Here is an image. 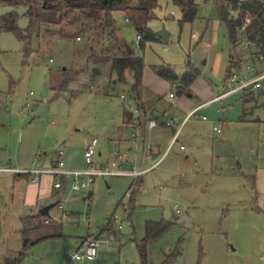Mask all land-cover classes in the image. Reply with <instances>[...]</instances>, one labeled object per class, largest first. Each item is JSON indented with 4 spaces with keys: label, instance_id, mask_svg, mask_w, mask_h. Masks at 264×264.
<instances>
[{
    "label": "rangeland",
    "instance_id": "374dc122",
    "mask_svg": "<svg viewBox=\"0 0 264 264\" xmlns=\"http://www.w3.org/2000/svg\"><path fill=\"white\" fill-rule=\"evenodd\" d=\"M31 1L35 5L41 0ZM219 1L197 0L196 18L181 23L180 8L171 0H158L148 27L153 33L166 29L168 41L137 39L140 32L123 13H115L123 45L143 57L152 81L165 80L153 72L154 65L171 66L182 74L190 63L199 71L189 87L192 97L180 94L179 83L168 80V90L158 87L165 90L158 93L159 99L145 88L150 104L159 106V111L168 109V115L159 117L172 118L175 112L166 104H176L180 96L194 103L205 101L200 81L211 85L205 86V95L222 93L230 57L244 56L235 42L227 44L228 28L220 18ZM27 8L0 4V16L16 9L19 26L26 28ZM98 25L94 24L90 36L39 47L27 61L25 43L13 32L0 30L1 167L47 166L48 159L62 150L67 167L88 169L84 152L94 139V167L112 162L118 151L127 154L122 160L125 168L133 157L142 159V144L136 149L135 139L124 143L117 139L124 114L134 111L137 103L130 79L121 80L111 64H97L89 57V45L99 53L107 39L100 33L102 27L94 29ZM33 46L37 48L36 43ZM171 91L175 97H170ZM259 92L254 90L255 98L248 95L249 103L244 102V92L207 103L198 111L200 117L187 121L170 153L148 172L98 177L80 192L67 185L60 205L70 216L60 218L58 204L50 211V225L56 232L42 222L31 235L25 228L27 234L22 236L17 227L31 222L22 219L26 211L18 192L11 196L12 175L18 171L1 168L0 264L19 256L15 238L22 247L25 239L34 241L48 232L57 235L37 241L19 264H264V95ZM171 108L180 113L175 105ZM214 123L222 132L213 129ZM151 221L172 224L147 242L143 258L139 246ZM89 234L108 240L102 242L94 260L71 262L70 255Z\"/></svg>",
    "mask_w": 264,
    "mask_h": 264
},
{
    "label": "trees",
    "instance_id": "16d2710c",
    "mask_svg": "<svg viewBox=\"0 0 264 264\" xmlns=\"http://www.w3.org/2000/svg\"><path fill=\"white\" fill-rule=\"evenodd\" d=\"M171 1L182 12L181 23L191 22L196 18L198 14L197 0ZM230 1L236 0H220L217 3L220 4V18L227 25L231 43L235 42L240 47V42L246 35L264 53V2L262 0L243 1L240 5H236L239 9V15L234 18L230 15L227 5ZM31 2V0H0V4L4 5L28 6L25 15L29 18V24L26 28L19 26V14L16 9H12L0 16V30L13 32L20 41L25 43L23 56L25 61L34 52L41 50L44 45L45 47L48 44L51 46L55 40L72 37L81 38L85 34L90 36L92 27L98 22L99 25L94 27V29L102 27L100 33L104 34L107 39L100 45L102 48L101 53L95 52L94 47L89 45L88 50L91 52L89 56L91 61L94 60L97 64L109 63L112 70L117 71L118 75L121 76V80L125 81L126 78L127 81L130 79L135 98L140 105L139 97L145 68L144 59L142 56L135 55L134 50L128 44L123 45V40L125 39L121 35L122 29L115 17V13H123L131 20L132 26L140 32L141 40L144 38L161 39L157 33L151 32L148 27V22L159 5L158 0H41L39 1L40 4L35 5ZM248 16L253 18V22L244 33L240 34L239 29L243 26ZM46 38H48L49 42L44 43ZM33 43H36L37 48H34ZM141 46H144L143 42H141ZM242 56L230 57L229 72L234 66L241 68L247 58V56ZM152 70L157 76L165 80L173 83L178 82V92L180 94L190 92V85L199 75L198 69L193 68L190 63L182 74L167 65H154ZM259 93L264 95V91ZM249 94L253 95L254 91L252 90L248 94L244 93L243 99L245 103L250 99L248 97ZM171 224L172 222L167 221H151L147 223L146 236L139 246L143 258H145L147 242L160 236ZM34 244L35 242L25 240L19 256L14 261H8L7 264H19ZM163 264H168V262L165 261Z\"/></svg>",
    "mask_w": 264,
    "mask_h": 264
},
{
    "label": "crops",
    "instance_id": "0c3cea01",
    "mask_svg": "<svg viewBox=\"0 0 264 264\" xmlns=\"http://www.w3.org/2000/svg\"><path fill=\"white\" fill-rule=\"evenodd\" d=\"M204 61L206 62L207 60H204ZM217 64L218 63L215 61L214 65L217 66ZM147 76L149 77V79ZM147 81H149L151 84H149ZM130 83L132 84L131 80H130ZM107 84H109V83H107ZM200 84L202 87V90H201L202 95H204L206 97L205 101L194 103L191 101V99H187L186 97L180 96V98L176 102V104L171 103V102L166 104V105H169L168 108L170 110H172V112H175V114H173L172 118H169V119H165L166 117L161 118L158 115H160V116L168 115V109L166 107H164V108H161V111H159L157 108L159 106L156 107L153 105V103L150 104L149 103L150 99H146L144 97V95H145L144 90L148 86L149 89L151 88V91H154L156 93V95L158 96L157 99H159V97H161L159 95L164 93L165 90L169 89V83H167V81H165V80H162V81L154 80V81H152L149 73L146 72V68H145L144 73H143L142 88L140 90V97H139L140 105L138 104L137 99H136L137 103L135 102V109H138L139 111L136 113L135 109H134V111L128 110L127 113L124 114V116L122 118V123L120 126H118L119 128L117 130V134H118L117 139L119 142L124 143L126 141H129L130 138H133L136 141V146H135L136 149H138L140 147V145L142 144V152H143L142 159L140 160L137 156L133 157V161H132L130 167L125 168V164L123 163L122 160L124 157H127V154L125 152L123 154H120V151H118V153L116 154V158L112 162H108L106 164H101L98 167L107 166V167H109L110 170L117 172L116 175H131V176L138 175L139 176L140 174L148 172V171L152 170L154 167H156L157 165H159V163L170 153V151L174 147L175 144L173 145V143H174L173 141H174L175 136H177V140L179 141L180 134L183 131L184 126L187 124V121L191 119L190 118L186 121V116L188 115V113L190 111H192L193 109L199 107V106H202L200 108V110H201L202 108H204L205 105H207V103L215 100V97L217 95L221 94V93H219V94H216L215 96L213 95L214 97L213 96L211 97L209 93H208V95H205L206 94L204 92L205 86L207 85L211 88V85L202 83L201 81H200ZM160 85H162V87H167V88L165 90H158V87ZM223 91H224V88H223ZM159 92H161V93L158 94ZM171 93H173V92L172 91L170 92V97L176 96L175 94H174V96H171ZM244 93L246 94V92H244ZM122 95H124V94H122ZM187 95H188V97L193 96L192 94H188V93H187ZM122 98L124 99V97H122ZM254 98H255V96H254ZM251 100L249 99L248 103ZM132 104H133V102H130L129 106H132ZM174 105H175V109L178 110L181 114H183L181 118H179L180 113H176L177 111H174L173 108H171V106H174ZM184 120H185V123L183 124ZM151 121H155L154 126H152L150 124ZM168 121L175 122L176 127L167 125ZM0 123H2V122H0ZM2 124H4V123H2ZM181 124H183V125L180 128ZM215 124H217V123H214V126H215ZM214 126H213V129H214ZM179 128H180V131H179ZM162 145H163V147H162ZM164 148H165V150H164ZM162 149L164 150L163 152H162ZM129 150H132V148L129 147ZM55 156H56V152L54 153L53 159L52 158L48 159V160H50V162H48L47 164L50 163V165H47V166L37 165L36 167H32V168H23L21 166L19 168L17 166H11V167L6 168V167L0 166V169L4 168V169H11L14 171H18L14 175H12L13 176V182H14V184H13L14 193L11 194V196L14 198V194H16V196H17V192H18L19 197L21 199V203L25 207V211H26V213L22 217V219H23V221H30L31 222L30 225L24 224L21 228L17 227V229H19L20 232H22L23 237L27 234V232L25 231V228H27V230L29 231L28 235H31L32 233L35 232V230L40 229V227H42L41 226L42 222L49 223V225H47L49 231L53 230L52 232H56L57 230H54V227L50 225V223L52 222L51 221L52 218L50 217V211L53 207H56L57 204L60 205L61 195L63 194L62 192H64V189L66 188L67 185H69L71 190L74 191L71 187L72 177H69V176L65 177L63 179L64 182H63L62 187L56 188L55 187V183L57 181L56 176H54L52 174H47V173L36 174L35 172L24 171L25 169L51 167L54 165ZM158 156H159V158H156ZM35 157L39 158L38 155H36V154H35ZM154 159L155 160L157 159V160L155 161ZM38 160H40V158ZM126 160L129 161L128 158H126ZM65 166H66V164H65ZM66 168L70 169V170L77 169V168H72V167H67V166H66ZM132 185H133V183L131 184V186ZM131 186H130V188H131ZM45 207H50L48 209V214H42L41 213V210L44 209ZM58 208H60V210H61L60 218H66L67 219L70 216V214H68L67 212H65L63 210L62 204ZM177 212H179V211L177 210ZM48 217H49V219H48ZM102 228H104V226ZM52 232L51 233L48 232L49 234L46 233V234H43L42 236H38V238L36 240H34V241L30 240V241L36 243L40 239H45V238H48L49 236L51 237L53 235H57V233L52 234ZM89 235H92V234H89ZM87 237H85L82 240L78 250L81 247H83L84 241L86 240ZM25 240H27V239H25ZM25 240H24V242H25ZM14 242H16L15 245L17 246V248L20 249V250L19 249L18 250L21 252V250L23 249L24 243L22 244V247H20L21 240L19 241L18 238H15ZM18 250L16 249V251H18ZM84 261H87V260H84Z\"/></svg>",
    "mask_w": 264,
    "mask_h": 264
},
{
    "label": "built area",
    "instance_id": "2783aa9c",
    "mask_svg": "<svg viewBox=\"0 0 264 264\" xmlns=\"http://www.w3.org/2000/svg\"><path fill=\"white\" fill-rule=\"evenodd\" d=\"M245 0H236L230 1L227 3L230 15L234 18H237L239 15V9L236 5H240ZM264 2V0H262ZM128 24H131V20L126 17ZM253 18L248 16L245 20L243 26L239 29L240 34L244 33L248 26L252 24ZM137 39H141V34H137ZM241 50L244 51V56H247L243 64V68L233 67L229 72L228 76L224 79L223 88L224 91L217 95L215 99H221L227 95L236 93V92H250L258 89L264 91V53L262 49L252 40H250L246 35L245 38L241 40ZM171 96H174V93H171ZM122 97L125 98L124 95ZM131 101L128 103L130 104ZM202 106H199L188 113L186 116V121L193 116L200 117L198 111ZM139 110L135 109L137 113ZM201 118L206 119V116ZM185 123V120L183 124ZM152 126L155 125V121H151ZM180 128L182 127V125ZM167 125L176 127V123L173 121H168ZM179 128V131H180ZM214 130L221 132L222 128L219 124H215ZM177 140V136L174 137V143ZM96 143L97 140L94 139L85 149L84 160L88 169H67L64 162V152L59 150L56 152L54 159V165L48 168H35V169H25L24 171L39 173L52 174L57 177L55 183L56 188H60L63 185L64 178L69 176L72 177V189L75 192H80L84 189L90 188L96 181L98 177H106L116 175L117 172L110 170L107 166L94 167V155L96 154ZM173 143V144H174ZM184 148V146H181ZM179 211V210H178ZM121 226H119L120 228ZM108 239H103L97 235H89L84 241L83 247L75 251L70 255V261H90L96 258L99 252V247L102 242L107 241Z\"/></svg>",
    "mask_w": 264,
    "mask_h": 264
},
{
    "label": "water",
    "instance_id": "95a60500",
    "mask_svg": "<svg viewBox=\"0 0 264 264\" xmlns=\"http://www.w3.org/2000/svg\"><path fill=\"white\" fill-rule=\"evenodd\" d=\"M157 35L161 37V39H163L164 41H168L169 39V33L166 31V29H162L160 31L157 32ZM227 44H230V33L227 34ZM46 89L43 90L42 94L46 95ZM50 207H45L44 209L41 210L42 214H48V209Z\"/></svg>",
    "mask_w": 264,
    "mask_h": 264
}]
</instances>
